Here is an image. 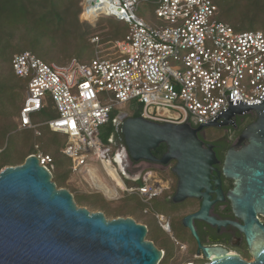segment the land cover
I'll use <instances>...</instances> for the list:
<instances>
[{
  "label": "built area",
  "instance_id": "2783aa9c",
  "mask_svg": "<svg viewBox=\"0 0 264 264\" xmlns=\"http://www.w3.org/2000/svg\"><path fill=\"white\" fill-rule=\"evenodd\" d=\"M141 1L147 0H81L82 21L92 24L111 16L126 23L127 34L114 41L112 58L97 55L87 62L73 58L57 64L23 51L12 57L11 66L26 80L16 130L40 135L45 126L64 135L61 153L69 159L80 193L97 191L108 200L135 193L149 204L159 186L147 176L134 187L125 183L100 126L127 102L139 107L137 116L144 119L192 126L212 120L229 99L260 103L264 31H235L216 18L212 0H149L155 16L150 23L136 13ZM91 40L99 42L97 36ZM50 100L55 116L36 122ZM35 155L51 172L53 157L41 151Z\"/></svg>",
  "mask_w": 264,
  "mask_h": 264
},
{
  "label": "water",
  "instance_id": "95a60500",
  "mask_svg": "<svg viewBox=\"0 0 264 264\" xmlns=\"http://www.w3.org/2000/svg\"><path fill=\"white\" fill-rule=\"evenodd\" d=\"M259 101L229 99L224 111L212 120L199 121L197 127L153 122L126 111L117 116L131 161H178L174 200H181L199 196L200 189L208 187L214 160L196 132L225 125L235 114L254 110L258 118L244 130V134L252 133L250 144L228 154L225 166L226 174L236 180L231 196L250 244L257 227L255 212L264 215V95ZM219 116L223 120L215 121ZM160 143L166 144V151L157 158L153 151H158ZM203 195L199 216H205L207 197ZM146 233V225L130 216L108 218L102 211L78 206L69 189L56 186L52 173L35 154L0 169V264H156L161 252ZM254 256L252 261L228 256L209 264H264V245L255 247Z\"/></svg>",
  "mask_w": 264,
  "mask_h": 264
},
{
  "label": "flooded vegetation",
  "instance_id": "af4514ba",
  "mask_svg": "<svg viewBox=\"0 0 264 264\" xmlns=\"http://www.w3.org/2000/svg\"><path fill=\"white\" fill-rule=\"evenodd\" d=\"M117 116L113 120L115 132L110 139L115 164L123 173L125 183L134 187L140 184L143 176H147L159 186L150 206H146L135 193L120 198L122 200L131 196L134 205L137 206L138 201L144 204L136 211L143 219L149 220V224L143 223L147 227L146 237L161 252L156 264H209L228 256L252 261L255 247L264 245V215L255 212L257 227L253 228L254 239L250 244L247 234L241 228L244 220L238 215L231 196L236 180L226 174L225 166L228 154L250 144L252 133L244 134V130L257 120L256 112L248 110L234 115L225 125L205 126L196 132L203 146L212 151L214 160L209 172L208 187H202L199 196H186L181 200H174L179 184V176L175 171L178 161H131L119 131L120 121ZM209 127L215 128L211 130ZM157 150L153 154L157 158L162 157L166 144L160 143ZM203 193L207 197L203 209L205 216H199L196 214L202 208L205 198ZM133 219L136 220V217ZM161 222L166 223L165 228Z\"/></svg>",
  "mask_w": 264,
  "mask_h": 264
},
{
  "label": "rangeland",
  "instance_id": "374dc122",
  "mask_svg": "<svg viewBox=\"0 0 264 264\" xmlns=\"http://www.w3.org/2000/svg\"><path fill=\"white\" fill-rule=\"evenodd\" d=\"M23 0H15V1H9L4 2L0 0V55L10 53V52H19L21 49H23V46L26 47H32L31 43L26 42L22 40V35L25 36H41V34L44 33V31H47L49 29L48 23L44 21V19H25V11L23 8ZM217 2V10H218V15L217 18L230 22L234 26H237L239 30H252L254 28H260L264 30V10L263 12L260 11V13H253L252 9L255 8L256 6H260L261 4L264 5V0H216ZM136 13L138 16L144 17L146 21L153 23L154 19V13H153V5L147 1H141L140 4L137 6ZM24 18V19H22ZM80 22H83L81 19H78ZM105 22H111L114 24V26L120 30L121 28L123 29L126 24L123 22H120L116 19H103ZM26 25V26H25ZM27 25H32V27H29ZM75 25V22L70 19V26ZM92 27H97L93 31H90V35L97 34L99 37H103L105 31L107 30V24H102L99 22V20L95 21L94 23L90 24ZM97 25V26H95ZM102 27V28H101ZM65 28V26H64ZM29 29V30H28ZM66 29V28H65ZM26 30V31H25ZM61 34H69V32H63ZM12 35L11 39L13 43H4L2 44L1 40L3 41L6 40L7 37ZM72 35V34H71ZM70 35V43L68 44H63L62 48L60 49V54H50L48 53L45 55L46 61H54L57 64L62 63L67 61L71 55H76L79 57L81 61H86L89 60L92 57L95 56H100L102 58H112L115 56V47L114 41H105V42H98L96 43H91L89 40V35L87 40L89 41L90 44H85L84 42H81L77 39H72ZM68 36V35H67ZM22 42V43H17V42ZM15 42V43H14ZM93 44V45H91ZM34 46V45H33ZM36 48L35 51L39 53L41 56L44 55L42 49L40 46L33 47ZM93 48L95 49V53L93 55ZM52 55V56H51ZM70 55L69 57H64ZM44 57V56H43ZM9 64V65H8ZM0 74L3 75L4 79L8 82H11L10 80L13 81L14 84V92L18 93L19 96L17 98V104L19 105L24 92H25V83L23 82L24 80L14 76L11 70L10 62L7 63V61H4L3 59H0ZM1 78V76H0ZM118 112L119 111H129L130 109V104L128 105H122L120 108L115 109ZM15 115L11 117V121L13 123H16L15 120ZM50 117V113L48 114H38L35 116V121L38 123L47 121ZM215 127H209V129L213 130ZM25 131H13L9 134L7 138V143L8 147L6 152H11L13 151L14 147L21 141L22 137L25 136ZM106 134L105 130V125L100 126V136L104 137ZM43 143H48L50 144V148L46 149L41 148L43 151L50 152L52 156L54 157V162L53 166L51 167V171L53 172L52 180L55 179H60L64 175V169L62 168V165L67 162V159L60 153L59 148L62 147L63 142L65 140V136L60 134V133H52V132H47L46 134L42 135V138H40ZM20 164V163H17ZM70 179V180H69ZM76 181V176H71V173L68 174L67 179H66V184L64 183L65 188L68 187V189L71 190V193L73 194L74 197V192L77 191V189L74 187V183ZM128 185V184H127ZM80 192V191H78ZM97 192V191H95ZM93 194L90 197L92 198H101V194ZM89 197V198H90ZM104 197V196H103ZM105 198V197H104ZM74 200L78 204V206H84L88 208L90 211H102L106 217L108 218H114L117 216H130L132 218L136 217V220L141 223H147L149 224V220L143 219L140 215L133 214L129 210V206H125L123 209H120L122 206V200H108L105 198L106 202L108 203L107 207L104 208L102 207L99 202L94 204V205H88L86 203H79L77 199L74 197ZM126 203V202H125ZM128 205H132L131 200L129 199L127 201ZM150 204H146V206H150ZM119 207V208H118ZM107 209H110L111 212H107ZM117 211L118 215L114 214L113 212ZM139 214V213H138Z\"/></svg>",
  "mask_w": 264,
  "mask_h": 264
},
{
  "label": "trees",
  "instance_id": "16d2710c",
  "mask_svg": "<svg viewBox=\"0 0 264 264\" xmlns=\"http://www.w3.org/2000/svg\"><path fill=\"white\" fill-rule=\"evenodd\" d=\"M1 1L8 3L9 1H15V0H1ZM212 1L217 6L216 0H212ZM80 2H81V0H23L22 3L24 5L23 6L24 10H22V11L26 12L25 19H44L46 24L48 23L49 29L47 31H44V33L38 37L35 35L23 37L24 35H22L21 41H24V43H26V42L31 43L32 47L28 48L26 46H23V49H21V51H19V52H10V53H6V54L2 53L0 55V59L7 61V63L10 62V66H11V59L15 54L23 52V51H30V52L34 53L37 57L42 59L43 61H45L47 63H51L54 61H49V62L46 61L45 59H47V58H45V55H47L48 53L53 54V55L60 54L61 53L60 49L62 48L63 44L70 43V35L71 34H72L71 35L72 39H77L81 42H84L85 44L86 43L90 44L86 38V37H88V35H89V40L93 44H94V42H92L91 39L94 36L98 37L99 42H102V41L103 42H105V41L111 42V41H115V40H122L125 37V35L127 34V31H128L127 25L123 29L121 28L120 30H118L114 26L113 23L105 22L103 20V19H115L114 17H111V16H100L97 19V20H99L100 23L105 24V25L107 24L106 25L107 30L105 31L103 37H99V35L93 34V33H92V35H90V33H89L90 31H93L95 28L102 26V25H98V26L95 25L97 27H92L90 25L91 23L84 22V21L80 22L78 20V19H80L79 15H80V11H81ZM262 10H264L263 4L253 8L252 12L257 14V13H260V11L263 12ZM217 15H218V10H217L216 18H217ZM22 19H24V18H22ZM70 19L73 20V22H75V25L70 26ZM217 19L222 21V22L227 23L235 31H248V30H239L237 28V26H234L230 22L228 23V22L223 21L219 18H217ZM118 21L123 22L121 20H118ZM27 26H28V28L32 27V25H27ZM64 26L66 29L64 28ZM102 27H104V26H102ZM258 29H260V28H254L252 30H258ZM63 32H69V34H61ZM11 37H12V35L7 37L5 41H3V39H4L3 38L1 40L2 44L6 43V42L7 43H13ZM21 41L17 42V43L18 44L22 43ZM93 44H91V45H93ZM37 46H40V48L42 49V51L44 53V55H43L44 57L35 51L36 48H33V47H37ZM92 51H93V55H94L95 49L93 48ZM69 56L70 55H67L64 57H69ZM73 58L77 59L79 62H87L94 57H92L86 61H81V60H79L80 58L77 57L76 55H71L67 61L62 62V63H58V64H66ZM11 70H12V66H11ZM12 73H13V70H12ZM0 76H1V78H0V169H2L3 167H5L7 165H16L17 163H22L28 155L37 154L39 151H41L43 153H48L52 156V154L50 152L41 150L42 147L45 148V150H46V149H49L51 146L50 144L43 143L42 140H40V138H42L43 134H46L47 132H51L45 126H41L39 128L40 132H41L40 135H36L32 130H22V131L26 132L25 136L22 137L21 141H19V143L16 145V147H14L13 151L6 152L7 147H8V144H6V143H7V138L9 136V134L13 131L18 132L16 130L17 123H13V121H11V117L14 115L15 116L18 115L20 106H21L22 101H23V98H22L20 104L18 105L16 101H17L19 94L14 92V90H13L15 87L13 84V81L10 80L11 82H9V81L7 82L3 78L4 77L3 75L0 74ZM14 76H16V75L14 74ZM18 78H20V77H18ZM20 79L24 80L23 82L26 85V80L23 78H20ZM128 104H130V109H131L129 112V115L137 116L139 114V107L137 108V106H135L133 102H127L125 105H128ZM48 113H50L49 118L54 117L56 114L55 109L53 108V103L51 102V100L48 103V105L41 111L40 115L41 114H48ZM117 113H118V111L114 109L110 113V117H109L108 122L106 124H104L106 134L104 137L100 136L104 143H111V139H110L111 135L114 134V132H115V126L113 124V120L117 116ZM36 144L39 146L38 149L35 148ZM61 148L62 147L59 148L60 153H61ZM65 158L67 159V162H65L62 165V168L64 169L63 177L60 179H57V180L53 179V181L56 183L57 187H66V186H64V183L66 184L67 176H68V174H70L69 159L67 157H65ZM53 162H54V157H53L52 164H53ZM52 176H53V172H52ZM74 193H75L74 197L77 199V201L79 203H86L88 205H94V204L99 202V204L102 207L108 208L107 207L108 203L106 202L105 198L103 197V195L101 193H99V194H101V198H98V199L90 197L93 194H98V192L80 193L78 191H75ZM129 199L131 200V203H132L133 199L131 196H128V197L122 199V206L120 207V209H123L125 206H129V210L134 215L135 214L139 215L138 211H136V209L137 208L140 209L141 207L144 206V204L140 203L138 201L137 206H136V204L134 205L133 203H132V205H128L127 201ZM107 212L109 213V212H111V210L107 209ZM113 213L116 214L118 212L114 211ZM116 215H118V214H116Z\"/></svg>",
  "mask_w": 264,
  "mask_h": 264
},
{
  "label": "crops",
  "instance_id": "0c3cea01",
  "mask_svg": "<svg viewBox=\"0 0 264 264\" xmlns=\"http://www.w3.org/2000/svg\"><path fill=\"white\" fill-rule=\"evenodd\" d=\"M53 133V132H52Z\"/></svg>",
  "mask_w": 264,
  "mask_h": 264
}]
</instances>
